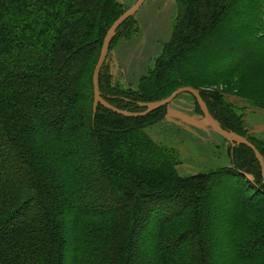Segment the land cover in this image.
<instances>
[{
    "label": "trees",
    "instance_id": "obj_1",
    "mask_svg": "<svg viewBox=\"0 0 264 264\" xmlns=\"http://www.w3.org/2000/svg\"><path fill=\"white\" fill-rule=\"evenodd\" d=\"M252 1L250 12L234 14L235 0H176L170 35L134 87L113 83L105 71L111 46L138 31L134 15L127 17L99 70L101 97L142 111L192 86L220 127L245 137L264 159V128L246 125L218 91L203 89L221 80L207 75L208 56H199L203 69H189L197 63H191L194 48L230 49V20L238 14L244 15L240 33L264 43V0ZM127 9L118 0H0V264H136L137 237L147 244L141 264H208L203 209L210 195L219 206L214 193L225 187L231 246L221 264H264L263 171L250 147L230 143L229 164L184 176L171 151L144 133L167 104L143 116L121 115L100 102L93 111L100 48ZM221 23L228 30L218 39ZM247 98L264 112V94ZM57 207L67 213L65 232ZM170 234L192 239L183 255L164 248Z\"/></svg>",
    "mask_w": 264,
    "mask_h": 264
},
{
    "label": "rangeland",
    "instance_id": "obj_2",
    "mask_svg": "<svg viewBox=\"0 0 264 264\" xmlns=\"http://www.w3.org/2000/svg\"><path fill=\"white\" fill-rule=\"evenodd\" d=\"M118 1L129 8L136 0ZM252 2V0H235L232 8L233 13L237 14V10L250 12ZM175 11L176 0H145L134 14L138 31L129 37L119 38L111 46L105 61L107 79L122 86L134 87L139 77L152 65L163 42L169 37ZM233 18L230 20V49L225 50L221 45L216 47L217 49L198 53L194 48L195 51L193 50L191 53V63L194 60L197 63H192L189 69H203L202 58L208 56V63L212 64L205 69L210 72L207 75H214L213 77L222 81L204 85L203 89L218 91L222 95L221 99L225 105L235 108L236 113L243 114L246 125L254 123L255 126L264 128V112L257 111L250 104L249 100L251 99L247 98V96L264 94V43L259 45L254 42L256 38L254 35L243 36L240 33L244 15L238 14ZM215 30H218V33L215 34L218 39L225 38V32L228 30L227 24L221 23ZM210 33L209 35H211ZM235 93H241L246 98L238 97ZM144 133L152 141L171 151L178 161L176 166L181 175H190L229 164L228 145L230 142L217 133L205 121L202 114L195 110L194 99L189 92H181L172 99L166 105L163 117L144 128ZM226 188H221L217 193H214L218 198L219 206L213 204L214 197L210 195L206 198V205L203 209L202 234L207 245L204 259L206 262L208 261V264H221L226 258L227 249L230 250L231 246V217L222 211L224 207H228L226 202L230 196ZM54 198L58 197L54 196ZM64 199L67 200V208L72 210L74 208L72 198L64 195ZM226 212L230 213V209ZM56 214L57 225L60 226L61 232L67 231L66 211L57 207ZM178 226L184 227V224L180 222ZM174 230L177 232V229ZM175 237L173 234H170L169 238L165 237L163 246L175 249V251L177 249V254L183 255L192 239L187 238L179 241ZM141 240L137 237L133 243L134 246L131 247L133 255L136 257V264L143 263V259L147 256V244L144 245ZM65 241V244L71 243L72 237ZM250 248L238 246V249L243 252L244 250L251 252ZM63 249L67 251L65 245ZM149 260H151L150 256Z\"/></svg>",
    "mask_w": 264,
    "mask_h": 264
},
{
    "label": "water",
    "instance_id": "obj_3",
    "mask_svg": "<svg viewBox=\"0 0 264 264\" xmlns=\"http://www.w3.org/2000/svg\"><path fill=\"white\" fill-rule=\"evenodd\" d=\"M145 0H136L133 5H131L126 11H124L120 16H118L114 22L111 24V26L109 27L105 38L102 42L100 51H99V56L97 59V62L94 66L93 69V73H92V82H93V87H94V99H93V111H95V105L97 102H100L101 104H103L104 106H106L107 108H109L110 110L119 113L121 115H125V116H143L148 114L149 112H152L153 110L162 107L166 104H168L172 99H174L179 93L181 92H189L191 93L196 100L198 101V104L200 106V109L202 111L203 117L205 119V121L217 132L219 133L221 136H223L225 139H227L230 143H234V142H238V143H243L245 145H247L248 147H250L261 168L263 171V182H264V159L261 155V153L257 150V148L249 141L247 140L245 137H243L242 135L224 130L222 127H220V125L216 122V120L213 118V116L210 114L206 104L204 103L199 90L192 87V86H180L178 88H176L173 92H171L168 96L159 99L157 101H155L154 103H152L149 107H147L146 109L142 110V111H128L125 109H120L117 108L111 104H109L108 102H106L100 95L99 92V83H98V74H99V70L105 60L106 54L108 52V47L110 44V41L112 39V36L114 35V32L116 30V28L118 27V25L125 20L127 17L129 16H133L136 11L140 8V6L142 5V3ZM246 177L248 179H251V176L249 174H245Z\"/></svg>",
    "mask_w": 264,
    "mask_h": 264
}]
</instances>
